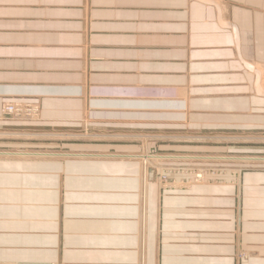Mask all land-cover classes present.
Here are the masks:
<instances>
[{
    "label": "crops",
    "instance_id": "crops-1",
    "mask_svg": "<svg viewBox=\"0 0 264 264\" xmlns=\"http://www.w3.org/2000/svg\"><path fill=\"white\" fill-rule=\"evenodd\" d=\"M259 73L264 0H0L2 144L60 146L0 157L2 193L45 161L41 202L0 198V264H264V167L160 189L138 158H243L202 142L264 128Z\"/></svg>",
    "mask_w": 264,
    "mask_h": 264
},
{
    "label": "rangeland",
    "instance_id": "rangeland-1",
    "mask_svg": "<svg viewBox=\"0 0 264 264\" xmlns=\"http://www.w3.org/2000/svg\"><path fill=\"white\" fill-rule=\"evenodd\" d=\"M260 74V73H259ZM263 75H258V88L261 93H264V87H262L263 83ZM262 82V83H261ZM18 104V105H16ZM17 109H22L26 106H31V111L29 114V117L27 119L21 118L20 120H37L38 115L40 112V107L36 103H16ZM2 115V114H1ZM4 117V116H3ZM9 118V117H7ZM14 119V118H13ZM18 119V118H17ZM13 134H9L6 132H0V138L2 137H8ZM210 138L209 142H202L205 144H211L213 146H219L220 150H216L213 152H206L213 155H228L233 153H228L226 147H230L228 149H234L233 147L236 146L238 150L241 151V156L243 158H217V157H208L206 158L209 161H220L216 162L215 165L206 166L203 164L200 165H185V164H173V163H160L161 161H164L162 158L163 156H159L161 154L155 152L154 149H148L146 154L143 153L139 157V162L141 163L142 167V181L143 183H146L147 181H152L158 185L160 189H174V188H187L191 185L198 184L196 183V176L197 171L204 177V179L199 182L200 183H212L217 181L218 177H221L219 175H226L227 173L237 174L239 175L241 172L249 171L251 169H254V166L264 167V165H258L257 163H254V157L261 158L264 157V128L261 130L254 129V133L249 131H244L243 133H222L219 136H208ZM9 140H1L0 139V157L1 158H18L22 156H30V154H34L36 152L43 153V152H53L55 147H60L59 144H54L49 141H45L43 143L37 142L36 144H30L29 146L26 145H10V144H2V142H7ZM196 142V141H195ZM10 145V146H9ZM226 151V153H225ZM233 151V150H232ZM15 154H14V153ZM17 153V154H16ZM14 154V155H13ZM240 154V153H238ZM138 157V156H137ZM147 157V158H146ZM151 157V158H150ZM174 156H167L163 158H170ZM178 157V156H176ZM145 158V159H144ZM151 159V160H150ZM183 159V158H182ZM253 159V160H249ZM19 160V159H18ZM143 160V161H141ZM187 160V159H183ZM243 160V161H242ZM1 161H7L4 159H0V168L2 175H0V178H10L9 176L4 175L5 173H8V169L10 167H5L1 163ZM169 161H176V158L174 157L173 160ZM222 161V162H221ZM226 161H242V165L240 167H236L233 165H227L224 162ZM251 161V162H250ZM45 162L44 160H35V163H20V168L18 170L19 172V182H20V189L17 191V194L13 193H2L0 192V198H16L20 201L22 200H29V201H36L41 202L42 198H44L43 195V185L41 176V170H42V163ZM145 162V163H144ZM37 164L39 166L37 167ZM257 164V165H256ZM23 165V166H21ZM27 165L31 166V169L28 170V167H25ZM25 169H21V168ZM149 168L152 169L153 175H148L145 170H148ZM38 169L39 171H37ZM27 172V173H23ZM146 173V176H145ZM22 174V175H21ZM149 177H148V176ZM176 176H180L182 178L176 179ZM21 184L24 186V190H21ZM186 185H188L186 187ZM173 186H176L172 188ZM52 197L54 195H57L56 199H58V191L57 192H51ZM250 256L246 253H243V258H249Z\"/></svg>",
    "mask_w": 264,
    "mask_h": 264
},
{
    "label": "built area",
    "instance_id": "built-area-1",
    "mask_svg": "<svg viewBox=\"0 0 264 264\" xmlns=\"http://www.w3.org/2000/svg\"><path fill=\"white\" fill-rule=\"evenodd\" d=\"M15 104L16 103H6V104H4L2 106V108H1L2 116L9 117V118H14V119H17V118L18 119H21V118L27 119L29 117L32 105L31 106H26L24 108V110H22V109H17L16 105H18V104H16V105ZM138 156H140V155H138ZM160 158H163V157H160ZM146 172H147L148 175H151V174L153 175V171H152L151 168L146 170ZM196 174H197V176H196V181L195 182L199 183V182H201L204 179V177H202V175L200 173H198V171H197ZM187 186L188 185H186V187ZM174 187H176V186H173L172 188H174Z\"/></svg>",
    "mask_w": 264,
    "mask_h": 264
},
{
    "label": "bare ground",
    "instance_id": "bare-ground-1",
    "mask_svg": "<svg viewBox=\"0 0 264 264\" xmlns=\"http://www.w3.org/2000/svg\"><path fill=\"white\" fill-rule=\"evenodd\" d=\"M13 153H14V152H13ZM14 154H15V153H14ZM14 154H13V155H14ZM16 154H17V153H16ZM139 157H140V156H139ZM139 157H138V158H139ZM146 158H147V157H146ZM150 158H151V157H150ZM144 159H145V158H144ZM150 160H151V159H150ZM141 161H143V160H141ZM144 163H145V162H144ZM145 172H146V170H145ZM145 176H146V173H145ZM142 179H143V178H142ZM143 181H144V180H143Z\"/></svg>",
    "mask_w": 264,
    "mask_h": 264
}]
</instances>
